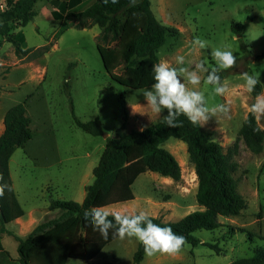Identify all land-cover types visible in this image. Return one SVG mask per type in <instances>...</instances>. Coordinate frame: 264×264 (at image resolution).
Segmentation results:
<instances>
[{
    "label": "rangeland",
    "instance_id": "rangeland-1",
    "mask_svg": "<svg viewBox=\"0 0 264 264\" xmlns=\"http://www.w3.org/2000/svg\"><path fill=\"white\" fill-rule=\"evenodd\" d=\"M149 1L156 19L179 31L175 37L167 36L159 47L158 62L167 61L172 67L185 69L180 78L190 90L202 92L210 108L222 105L227 109L217 108L215 115L209 113L201 129L213 131L214 139L236 163L233 176L246 207L237 215L218 216L221 225L213 230L194 232L201 241L217 244L221 252L216 253L208 245L186 243L176 255L145 254L138 264H229L251 256L255 247L264 246V139L262 151L253 153L239 135L241 123L255 99L247 92L242 73H261L260 79L264 81V55L257 58L264 54V0ZM4 5V0H0V9ZM34 9L33 18L17 29L24 36L22 49H30L26 56H17L12 44L0 35V133L6 111L17 103H23L32 133L9 159L12 187L24 214L20 220L6 223L5 228L18 236H25L40 221L61 213L49 210L52 200H83L107 137L118 129H140L167 112L164 110L160 117L131 114L132 106L137 111H147L141 93L150 87L130 88L111 78L97 50V35L101 31L97 24L69 27L56 35L63 20L51 15L49 0H37ZM232 22L243 25L239 35L232 31ZM197 38L207 41L209 46L200 49L194 43ZM47 44L48 50L38 55ZM215 48L231 50L237 56V68L221 70V83L227 87L224 95H216L215 86L206 83V72L196 67L200 62L206 68L216 67L211 56ZM177 56L184 57L183 64L176 63ZM122 71V65L114 69L117 74ZM191 71H197L201 77L197 86L187 81ZM259 94H264V85ZM75 118L82 122L97 118L101 133L84 131L76 125ZM257 124L264 129V118ZM161 146L176 158L180 178L143 172L132 184L133 199L106 208L128 214L143 211L164 221H176L201 208L195 200L197 177L186 144L170 137ZM138 242L134 238H116L92 261L134 264L132 256ZM0 243L8 252L9 264H19L14 236L0 233ZM2 258L0 254L4 263ZM83 263L75 258L66 261Z\"/></svg>",
    "mask_w": 264,
    "mask_h": 264
},
{
    "label": "trees",
    "instance_id": "trees-1",
    "mask_svg": "<svg viewBox=\"0 0 264 264\" xmlns=\"http://www.w3.org/2000/svg\"><path fill=\"white\" fill-rule=\"evenodd\" d=\"M36 1L4 0L5 5L0 9V35L12 44L17 56H26L30 52V49H22L24 36L17 29L36 14ZM49 4L56 7L51 9V15L63 20L56 35L69 27L85 28L95 24L100 27L97 50L103 67L113 80L130 88L151 86L154 82L152 66L158 63L159 47L165 43L167 36L175 37L179 33L176 27L156 19L149 0H138L135 6H130L129 0H118L117 3L93 0L79 12L67 11L69 6L64 1L49 0ZM231 27L239 35L243 25L232 22ZM111 42H114L113 46L109 45ZM48 48V44L41 47L38 55ZM263 55H257V58ZM120 65L123 71L117 74L114 69ZM218 75L222 80L223 72L219 71ZM260 91L261 85H257L252 95L256 96ZM163 116L147 125L144 131L118 129L113 136L107 137L98 163L93 168V182L85 187L83 200H52L49 210H60L61 213L40 221L25 236H18L5 228L6 223L24 214L12 187L9 159L17 147H22L31 138L32 133L23 103H17L6 111L0 133V174L3 175L0 183H7L11 191L6 190L4 197L0 198V233L13 235L16 239L19 264H66L70 258L82 260L83 264H115L112 261H91L107 243L116 239L111 235L115 229L110 230L109 238L105 240L99 232L93 231L90 222L85 220L84 212L92 207H105L133 199L132 184L143 172L153 171L178 180L180 166L173 154L161 146L170 137L186 144L197 177L195 200L201 208L176 221L151 216L153 222L171 227L175 233L186 237L187 243L192 246L204 244L216 253L221 252L217 244L201 241L194 232L213 230L221 225L218 216L237 215L245 209L246 200L238 191L237 180L233 176L236 163L214 139L213 131L193 126L184 116L180 117L183 122L181 127L170 128L163 122ZM244 119L239 135L251 152L259 153L263 148L264 132L254 131L259 127L254 118H250V125L244 123ZM75 123L91 134L101 133L97 118L86 122L75 118ZM0 254L4 257L1 260H5L0 264L11 262L1 243ZM144 255V247L138 242L132 256L133 263L138 264ZM229 264H264V246L255 247L251 256L235 259Z\"/></svg>",
    "mask_w": 264,
    "mask_h": 264
},
{
    "label": "clouds",
    "instance_id": "clouds-1",
    "mask_svg": "<svg viewBox=\"0 0 264 264\" xmlns=\"http://www.w3.org/2000/svg\"><path fill=\"white\" fill-rule=\"evenodd\" d=\"M104 2L107 3L108 0H104ZM117 2L118 0H112V3ZM137 3L138 0H129L130 6H135ZM194 43L200 49L209 46L207 41L199 38L195 39ZM211 56L216 67L209 70L205 67L204 62H200L196 67L199 71L207 73L206 83L215 86L213 89L215 94L224 95L227 87L221 83L218 72L237 68V56L233 51L221 48L213 49ZM176 63L183 64L184 57L177 56ZM152 72L154 82L150 88L141 93L145 101L143 105L147 111H137L132 106L131 114L140 113L141 115L147 114L149 117L153 115L160 117L161 113L167 110V115L163 116V122L170 128H178L183 123L180 120L181 116L186 117L193 126L203 127L209 119V113L215 115L217 108L227 111L222 105L210 108L202 92L195 89L190 90L180 78L185 69H177L167 61H160L153 64ZM260 75L261 73H242L248 93L255 92L257 85H264ZM187 81L189 84L197 86L201 83V77L197 71H191L187 74ZM250 118H254L257 123L261 118H264V94L255 96L244 123L250 125ZM145 127L142 125L139 130L144 131ZM254 131H264V129L257 127ZM0 181H3L2 174H0ZM6 190L11 191V187L7 183H0V198L4 197ZM84 217L90 222L93 231L99 232L105 240L109 238L110 230L115 229L111 233L113 238L136 239L143 245L145 254L150 257L157 253L176 255L187 243L186 237L175 233L171 227L154 223L153 218L147 212L142 211L130 215L127 212L113 211L106 207H92L85 210Z\"/></svg>",
    "mask_w": 264,
    "mask_h": 264
},
{
    "label": "crops",
    "instance_id": "crops-1",
    "mask_svg": "<svg viewBox=\"0 0 264 264\" xmlns=\"http://www.w3.org/2000/svg\"><path fill=\"white\" fill-rule=\"evenodd\" d=\"M60 1L66 2V4L69 6L67 11L79 12L84 10L88 5H90L93 0H60ZM51 9H56V7L50 5V10ZM18 220H20V218H18L17 221Z\"/></svg>",
    "mask_w": 264,
    "mask_h": 264
}]
</instances>
